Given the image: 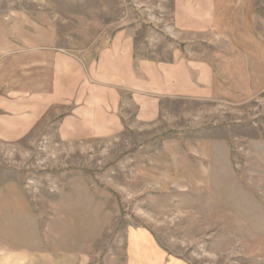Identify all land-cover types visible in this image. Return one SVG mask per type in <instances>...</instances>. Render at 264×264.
Masks as SVG:
<instances>
[{"label": "rangeland", "instance_id": "374dc122", "mask_svg": "<svg viewBox=\"0 0 264 264\" xmlns=\"http://www.w3.org/2000/svg\"><path fill=\"white\" fill-rule=\"evenodd\" d=\"M174 7L0 0V63L13 75L48 77L36 68L42 49L94 58L125 32L139 58L190 52L227 68L231 91L216 101L165 99L150 123L130 103L125 130L109 138L62 139L53 110L26 138L0 140V246L39 243L76 250L83 264H125L128 235L149 234L187 264H264V0H218L217 29L200 35L175 27ZM170 138L214 140L206 185L176 179L162 149Z\"/></svg>", "mask_w": 264, "mask_h": 264}, {"label": "crops", "instance_id": "0c3cea01", "mask_svg": "<svg viewBox=\"0 0 264 264\" xmlns=\"http://www.w3.org/2000/svg\"><path fill=\"white\" fill-rule=\"evenodd\" d=\"M218 0H175L174 24L183 34L200 35L217 29ZM42 49L36 54L43 75H13L7 61L0 63V140L26 138L51 111L62 115L58 134L65 140L109 138L125 130L123 108L136 106L135 119L150 123L159 119L165 99L216 101L229 97V70H219L200 54L179 52L171 61L139 58L133 37L120 32L99 48L97 55ZM29 78L40 86H28ZM40 81V82H39ZM162 149L170 159L178 181L207 184V161L215 151L210 138L182 141L166 139ZM149 237V238H148ZM127 237L125 264H187L172 260L155 243ZM140 241V243H137ZM76 250L44 248L39 243L0 246V264H83Z\"/></svg>", "mask_w": 264, "mask_h": 264}]
</instances>
